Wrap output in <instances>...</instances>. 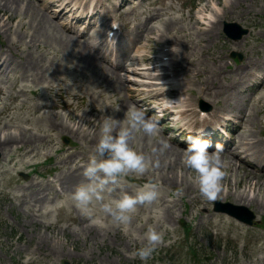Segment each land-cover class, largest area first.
<instances>
[{"label": "bare ground", "instance_id": "obj_1", "mask_svg": "<svg viewBox=\"0 0 264 264\" xmlns=\"http://www.w3.org/2000/svg\"><path fill=\"white\" fill-rule=\"evenodd\" d=\"M57 1L60 0H50L48 3L51 5ZM74 1L76 4L79 2V5L76 7L78 10L84 8V5L89 0H62L60 7L56 9L58 12L55 16L62 17L64 14L72 11L73 8L71 4ZM104 1L105 0H92L93 3L90 12L87 13L86 11L84 13L83 17L85 18L86 25L80 36L89 32V38L81 42L74 36L65 32L68 29L63 24L54 22V17L48 10L39 12L28 2L24 4V8L29 15V21L24 23L25 26L32 29V32L28 34L29 39L26 41V47L31 48L34 46L36 52L34 53L32 50L27 51L26 48H21V35L16 31L13 32V38H9L8 40L12 44L6 43L7 41L3 44L1 43L2 40H0V83H9L10 87L14 89L13 93L7 91L2 105H0V150L5 151L6 146L10 148L7 153L8 157L6 158L4 156L5 154L3 151L2 160L4 159V162L0 161V179L4 180V182H10L11 177L5 172L8 168L5 169L4 166H7L10 161L12 162L14 160L13 155L17 157L21 156V159L18 161L21 162L22 165L16 168L21 170L24 166L38 161L37 159L42 153L41 149L38 148L42 147L46 149L43 154L47 156L51 149L59 150L62 144L60 146H56V144L57 139L61 136L74 135L78 139L76 140L81 143L82 150L76 153L74 150L64 151L59 155L60 157H57L56 165L59 167H62L64 164L68 165L70 161L76 164L80 162L81 157H84L86 153V151L83 150V142L85 140L90 146L89 151L94 150L95 144L99 139L103 120L108 116L107 112L103 115L96 114L92 117L89 115V110H77L76 108L78 106H76V104L73 105V102L63 99L60 93L56 92L54 89L55 85L58 83L57 74H59L62 69L61 64H64V62H61L58 58V53L67 52L71 60L77 61L76 63L78 65H81L82 61L86 59L92 62L89 45L95 43L98 44V47L100 46L101 42L97 41V38L103 34V26L109 25L108 19L111 13L113 11H118L115 17L116 19H121L123 14L120 10L121 7L128 4L131 0H119L118 5L114 8L109 7V5L104 6L102 13L103 22L96 26L94 15L97 13L98 7L103 5ZM200 1L196 10H188L186 18L182 13L175 14L176 12H180V9L177 6H173L170 2L166 4L159 2L158 5L156 0H140L138 3L136 2L138 5L144 4L142 2H147L148 4V7L141 11V13L144 14L143 18L140 19L138 15H135L136 22L129 31L131 33V44H137L136 50L137 52H141L133 54V56L129 58V45H126L123 41H119V48L116 50V56L122 60L119 67L117 69L103 67L104 72L110 75L105 77V80L108 82V87H115L116 83H121L122 88L126 91V99L121 98L119 100L118 113H116L117 116L115 118L122 120V118L118 116L123 114L122 110H126L132 105L139 106V100H149L152 96L159 99L161 96L158 95H162L165 92H172L174 93L173 101L179 100L180 102V99L182 100V103H180L181 109L174 114H180V117L185 120L181 124L183 126L180 125L181 130L186 128L192 118L197 114L195 110L197 93L209 100L222 102V108H214L209 114L215 118L219 112L230 113L237 128V140L233 141L232 147L226 149L224 154H222L225 162V170L228 171V174H225L223 177V187H225L226 190L223 189L219 196L221 195L224 198L232 196L235 202L244 205L254 203L258 208L264 210V145L263 141L258 139L257 130L255 128V126L259 124L258 112L260 108L264 106V93L256 95L251 100L249 108L247 99L250 96L247 95L243 102L242 98L237 95L241 94L246 87V83L251 78L253 70L259 69L264 71V50L259 53V57H247L244 64L240 65L241 69L237 70V68H235L232 70L235 74L229 77L227 81H219V75L224 73V69H226L228 63L221 60L223 58L222 54H209L207 48L215 38L213 31L218 29L223 15L233 6L240 5L241 0ZM8 6L14 11L19 8L18 6L22 5L19 0H0V26L7 24L5 20L10 21L15 17ZM246 6L251 5L248 4ZM128 7L126 15L128 13L132 14L136 5H130ZM36 10L37 12H35ZM171 10H174L175 13H172ZM233 14L237 17L241 15V13H238L239 15H237V13ZM4 15L5 19L3 17ZM70 15L74 14L70 12ZM22 17L23 16H20L19 18V24L24 26ZM77 20H79V18H77ZM126 22L129 23V21ZM7 29L6 27L5 30ZM118 29H121L122 36L128 33L122 30V26H119ZM118 29H116L115 34ZM259 31L262 32V36H260L262 38H260L259 41L264 45L263 30L260 28ZM26 32L27 31L23 34V39L24 36L26 37L27 35ZM158 42L163 44L170 43V45H173L172 49L166 50L170 55L169 63L162 65L157 64L156 66L153 65L150 67L148 63H150L154 57L147 53L148 50H145V48L148 46L153 47L154 44ZM12 45H14V48L18 47L14 52L11 50ZM234 45L237 47L240 46L241 41L235 42ZM12 52L13 55L22 57V62L12 66V60L10 58ZM45 53H48L46 54L47 60L42 57V54L44 55ZM49 54H53L52 57L57 58V60L52 62ZM209 58L214 62L213 65L207 63V59ZM177 60L179 64L178 69L172 72L171 67L176 64ZM153 69L156 70V73L153 72ZM121 70L129 71L128 73L141 77V82H134L136 87H124L123 84L126 83L125 81L127 79L129 80V78L120 74L119 71ZM167 76L173 79H169ZM157 78L161 81L157 80ZM20 80L31 81L34 84H42L46 89L53 92L58 99H50L47 94L45 95V93L40 91V100L30 102V98L25 95L26 86L29 87V85L19 84ZM193 84L198 87L197 93H195L192 87ZM83 85V80L78 79L73 83L74 87L67 89L68 86L63 85L60 88L65 90L67 96L79 98L82 94ZM145 85H148V87L154 85H168V88H166L164 92L162 90L159 93L154 92L153 87L140 88V86ZM30 90L31 92H36V88L34 87ZM3 91L4 86L0 85V94ZM186 93L187 96H185ZM21 95H24V97H20ZM134 95L142 96L135 100L133 97ZM233 96L235 103L231 100ZM12 99H17L18 101L13 102ZM57 100L59 102H57ZM58 105L65 110L64 113L54 111ZM24 108L25 110H23ZM165 109L168 110V108ZM30 114H34L36 121H32L30 123L31 126L23 125L24 123H28ZM98 122H100V127L97 124ZM88 135H92L90 139H87ZM152 136H154V138ZM136 140L137 144L134 142L135 140L133 141L136 147L140 149L138 145H141V150L152 156L151 165L147 170L149 171L152 168V170H150V172H152L151 177H156L157 181L160 180L164 185L170 184V187L177 185L181 186L182 192L179 197L169 201L164 199L160 192L161 197H158L157 200L158 202L165 203V210L163 209L160 213L151 210L144 217L145 222L154 219L155 224L152 226L162 227L164 222H169V220H173L176 216L175 205L181 196L184 194H191L190 201L192 202H194V200L202 201L203 199L199 196H204L199 191L198 184L195 180L190 181L186 179V175H180L179 178L177 169H183L184 167L186 169L188 168L183 160L184 152L179 145L176 143L171 144L172 141L167 139L170 143L167 149L153 152V148L162 147L161 142L156 140V135H149L144 133L143 130L137 131ZM248 158H254L256 163L248 162ZM16 162L17 161L13 164H16ZM9 168L14 167L9 166ZM79 168V164L76 165L73 172H70L68 168H62L59 174L54 176L52 182L63 176L62 181H60L61 185L64 186L67 191L72 190L75 182L80 181L79 177L74 174L79 171ZM256 170L259 171L258 174H256ZM147 171L144 173L145 178H149V176L146 175ZM177 180L180 181L178 184L176 183ZM182 184L187 186L184 187ZM196 184L197 187L195 186ZM31 186V181L26 184H16V192L13 196L20 197L21 201L25 202L24 199L27 197L25 191L30 190ZM128 191L135 192L131 190L130 187H128ZM157 200H155V202ZM204 200L207 201L208 199L205 198ZM153 203L152 201L149 204L153 205ZM138 207L146 209V204H139ZM58 208L60 209V206H58ZM28 209L31 211L32 215L35 214L32 211V206H28ZM50 209L51 208H49L48 211ZM45 213L46 211L37 215L42 216ZM134 213H136V211ZM210 215V213L207 214L208 221H211L209 218ZM83 219L84 222H86L89 218L83 216ZM42 222L43 221L40 220V223ZM145 222L143 224H145ZM49 224L50 222L47 221L46 225ZM110 224L114 225L115 228L121 226L116 223ZM94 226H97V224L87 222L84 228L90 229V227L92 228ZM55 253L58 254V256L62 255V252ZM253 257H255V261L264 264V241L256 246L252 252H248L247 258Z\"/></svg>", "mask_w": 264, "mask_h": 264}, {"label": "rangeland", "instance_id": "obj_2", "mask_svg": "<svg viewBox=\"0 0 264 264\" xmlns=\"http://www.w3.org/2000/svg\"><path fill=\"white\" fill-rule=\"evenodd\" d=\"M43 1L44 0H19L22 6H18L19 8L14 11L8 6L15 17L10 21L5 20L7 24L0 26L1 43L5 44L7 41L6 43L12 44L8 40L9 38H13V32L16 31L21 35V48H26L27 51L32 50L35 53L36 48L34 46L31 48L26 47V41L29 39L28 34L32 32V29L25 26L24 23L29 21V15L27 11H25L24 4L28 2L39 12H43ZM157 1H170L177 5L180 4V12L185 18L187 17L189 7L192 6L190 10L194 11V6L200 2V0ZM248 4L251 6H246ZM37 10L35 12H37ZM136 12H138L136 13L138 16L143 14H140L139 10H136ZM233 13H237V15L241 13V15L237 17ZM175 14L178 13L176 12ZM131 15L132 14L127 16L130 20L135 14L133 16ZM20 16H23L22 22L24 26L19 24ZM124 16L126 18V15L123 14L121 18L122 21L125 20ZM3 17L5 19V15ZM139 17L143 18V15ZM54 20L60 23V20ZM131 21L132 23L134 22L133 19ZM224 21H236L241 26L247 28L248 31L239 39H229L222 30ZM6 27L8 28L7 30H5ZM260 28L264 33V0H241L240 5L233 6L223 15L217 29L218 31H213L215 34L214 42L212 41L207 48L209 54H222L223 58L221 60L228 63V66L224 69V71L226 70L225 74H220L219 80L224 79L226 74L232 76V70L235 68L239 69L240 65L244 64L247 57H259V53L263 52L264 45L259 41V39L262 38L260 37L262 36V32L259 31ZM25 31H27V35L26 37L24 36L23 39ZM69 34L72 35L71 32H69ZM80 40L81 38L78 41ZM237 41H241V45L238 47L234 45ZM160 43L161 42L154 44L153 47L148 46L145 50H148L147 53L149 54L151 52L157 53L161 46ZM3 48L5 49L4 46ZM17 49L18 47L14 48V45H12L11 50L13 52ZM232 50L241 53V59L237 60V57L232 56L230 54ZM13 52L10 56L12 66L22 62V57L13 55ZM46 54L48 53L42 54L45 60H47ZM49 55L52 62L57 60V58L52 57L53 54ZM58 58L61 62H64V64H61L62 69L59 74H57L58 83L55 85L54 90L59 92L63 99L73 102V105L76 104V106H78L76 108L77 110H89V115L92 117L100 112L101 108L103 111L107 112V115L116 117L119 100L121 98L126 99V91L122 88V84L116 83L119 88L115 95H113V87L102 86L103 83L107 82L102 74L103 69L100 64H97L98 61L92 57V62L86 59L82 61L81 65H78L76 63L77 61H72L67 52H59ZM156 62L157 59L150 64ZM207 63L210 65L214 64L211 58L207 59ZM122 73L125 75L128 74L126 72ZM78 79L83 80L84 83L81 96H79V98L67 96L65 90L60 87L64 85L68 86V89H70L74 87L73 83ZM20 83H27L26 85L36 87V89L39 90L43 89L42 84H34L31 81H20ZM123 85L126 86L131 84L124 83ZM194 86L196 87V85ZM43 91L45 92V90ZM26 92L27 97L29 96L34 101L37 100L38 94L36 92L29 93V89L26 90ZM261 93H264V87L250 91V100ZM49 94L51 99H58L52 92ZM198 95L199 93H197V96ZM5 96L6 94L3 92L0 94V105H2ZM198 98L200 97L198 96ZM12 101L17 102L18 100L12 99ZM57 102L59 101L57 100ZM23 110H25V108ZM126 110H122L123 114H121V116L118 115L122 118V124L126 123V121L123 120ZM54 111L61 113L65 112L59 105ZM148 115L150 116V114ZM28 118V123H24L23 125L31 126L30 123L36 121L34 114H30ZM263 118V115L259 114V122L261 125L257 124L255 127L258 137L262 140H264ZM98 125L100 127V122ZM167 125L168 122H163V124L159 123L158 131H161L162 128ZM161 135L160 133V137H156V140L160 142L164 140ZM91 136L92 135H88L87 139H90ZM165 136H168L167 133H165ZM76 139L74 135L59 137L56 146L62 144L61 148L59 150L51 149L48 156L43 154L46 149L42 147L38 148L41 149L42 153L37 159V163L26 165L21 170L16 169L19 165H22V163L18 161L21 159V156L17 157L13 155L14 160L12 162L10 161L7 166H4L5 169L8 168L5 172L11 179L10 182H4V180L0 179V264H262V262L255 261V257H247L248 252H252L256 246L264 241V230L260 228V223L262 222L264 224V210L258 208L254 203L248 205L242 204L255 214L256 221L253 225L237 222L228 215L214 210L216 200L240 204L235 202L232 196L226 199L220 195L217 197L219 199H208L207 201L204 200L206 197L199 196L203 200H194V202L190 201L191 194H184L181 196L175 205L176 216L174 219L171 221L169 220V222H164L162 227L155 226L163 233V240L157 246L152 256L146 261L141 260L133 254L134 250L142 242L143 235L148 227L155 224L154 219L145 222L144 217L151 210L158 211V213L163 209L165 210V203L158 202V200L156 202L153 201V205L145 203L146 209L137 206L136 213L132 214L131 222L117 228L110 224L114 223L111 217L104 214L97 205L96 216L92 218L88 217L89 219L84 222V215L81 214L80 210L70 199L69 194L74 188L68 191L65 190L64 186L60 183L63 176L52 182L54 176L59 174L62 168H68L70 172H73L77 164L80 165V168L78 169L79 171L74 174L79 177L80 181L83 179V166L89 158L87 155L93 152V150L89 151L90 146L86 140L83 142V150L86 151V153L84 157H81L79 163L76 164L70 161L68 165L64 164L62 167L56 165L57 157H60L59 155L64 151L74 150L76 153L82 150L81 143ZM134 140L133 141L137 144L136 135ZM138 146L141 150L142 146ZM183 149L184 148L181 147L182 151H184ZM9 150L10 148L8 146L5 147V151L3 150L6 158L8 157L7 153ZM1 161L4 162V159H1ZM15 161H17L16 164H13ZM9 166L14 168H9ZM187 169L185 167L183 169H177L179 178L180 175H186V179L194 181L196 175L195 171L190 168ZM150 170H152V168ZM150 170L147 171L146 174L149 178H145L144 174L140 175L136 173H130L133 180H128L125 176L122 177L121 185L125 184L122 186L124 189L119 187L116 191H128V186H130V189L136 190L145 181L155 179L156 177H151L152 172H150ZM255 172L256 174L259 173L258 170ZM225 174H228V171L225 170ZM29 181L32 182V186L30 190L25 191L27 197L24 199L25 202H22L20 197L13 196L16 192V184H26ZM80 181H76L74 187ZM179 182V180L176 181L177 184ZM157 183L159 184V190L163 198L168 201L178 198L182 192L181 186L177 185L170 187V184H166L165 186L160 181ZM54 185L60 188V191H58ZM182 186L186 187L187 185L182 184ZM195 186L197 187V184ZM223 189L226 190L225 187H223ZM115 194L116 193H113V195ZM28 206H32V211L35 212L34 215L29 211ZM58 206L62 207L56 209ZM50 207H52V209L47 212L46 209ZM45 211L46 213L44 215H37ZM208 213L211 214L209 216L211 221L207 220ZM262 218L263 220H261ZM40 220L44 223H40ZM47 221L50 222L49 225H46ZM87 222H95L97 226L90 227V229L84 228ZM144 222L145 224H143ZM122 249L126 250L127 254L125 251H122ZM55 252H62V255L58 256Z\"/></svg>", "mask_w": 264, "mask_h": 264}, {"label": "clouds", "instance_id": "obj_3", "mask_svg": "<svg viewBox=\"0 0 264 264\" xmlns=\"http://www.w3.org/2000/svg\"><path fill=\"white\" fill-rule=\"evenodd\" d=\"M118 28L119 24L114 22L108 36L114 38V30ZM178 102L168 99V105ZM123 120L126 123L121 124V120L111 115L103 120L99 139L83 166V179L69 194L82 215L95 217L98 205L117 225L130 223L139 204L150 203L160 196L159 184L152 179L145 181L135 192L116 191L121 186L122 177L130 173L142 175L149 169L152 156L138 149L133 140L138 130L151 135L158 131L159 125L157 117L149 116L144 108L135 105L126 110ZM205 130L194 129L201 135L187 136L184 163L195 171L194 179L203 196L214 200L223 191L224 148L221 143L211 148V138L202 135ZM161 145L152 151H164L169 147V141L161 140ZM162 240L163 233L150 225L133 254L146 261Z\"/></svg>", "mask_w": 264, "mask_h": 264}, {"label": "water", "instance_id": "obj_4", "mask_svg": "<svg viewBox=\"0 0 264 264\" xmlns=\"http://www.w3.org/2000/svg\"><path fill=\"white\" fill-rule=\"evenodd\" d=\"M231 27H236V24H227L226 23V25H225V28H224V30L230 35V36H232V37H234V38H236V37H239L241 34H242V32L244 31V29H242V28H237L236 27V29L233 31H231ZM248 221H251L250 219H248Z\"/></svg>", "mask_w": 264, "mask_h": 264}]
</instances>
